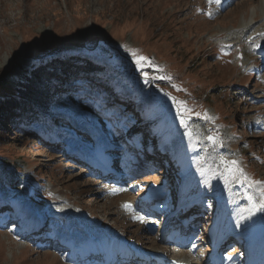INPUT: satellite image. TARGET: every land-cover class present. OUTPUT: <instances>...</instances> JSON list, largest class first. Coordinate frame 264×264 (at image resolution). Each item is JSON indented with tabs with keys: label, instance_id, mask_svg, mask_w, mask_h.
I'll list each match as a JSON object with an SVG mask.
<instances>
[{
	"label": "rangeland",
	"instance_id": "obj_1",
	"mask_svg": "<svg viewBox=\"0 0 264 264\" xmlns=\"http://www.w3.org/2000/svg\"><path fill=\"white\" fill-rule=\"evenodd\" d=\"M52 47L94 52L107 63L120 58L125 80L116 79L110 90L66 82L63 97L50 105L54 124L7 131L0 169L12 184L0 182V264H76L70 251L44 238L70 230L85 235L91 224L111 226L115 241L121 234L151 252L166 250L176 259L185 253L206 264L205 222L211 220L217 228L207 233L216 244L230 235L228 247L220 248L227 264H264V211H248L264 186L244 181L235 168L230 174L231 163L221 159L264 181V0H0V92L20 85L35 56ZM133 51L147 58L142 67ZM108 91L113 97L106 103ZM173 97L191 110L187 129ZM105 133L120 155L115 159L125 178L118 185L64 154L67 143L91 151L84 142L91 136L92 146ZM149 181L167 193L157 204L161 215L134 200L149 192ZM199 194L200 217L190 232L201 240L178 247L162 230L176 202ZM125 200L135 209L124 210ZM33 208L52 227L40 238L27 230ZM135 214L143 221L132 220Z\"/></svg>",
	"mask_w": 264,
	"mask_h": 264
},
{
	"label": "trees",
	"instance_id": "obj_2",
	"mask_svg": "<svg viewBox=\"0 0 264 264\" xmlns=\"http://www.w3.org/2000/svg\"><path fill=\"white\" fill-rule=\"evenodd\" d=\"M94 52L78 55L55 47L39 56H35L26 77L20 78V85L4 87L0 92V148L7 145V131L25 132L27 126L45 122L54 124L50 113V105L54 100L63 97L66 82L88 83L98 90H110L116 79H125L119 75L122 70L120 58L109 61L97 58ZM120 60V62L118 61ZM63 78L61 81L60 79ZM58 80V81H55ZM191 96V95H189ZM113 94L107 92L105 102H111ZM157 110V109H156ZM173 119H170L172 122ZM169 122V120H168ZM176 125V123H173ZM0 155V160H1ZM20 169L15 178L20 184ZM0 182L11 185L0 169ZM41 187V186H38ZM37 190V189H36Z\"/></svg>",
	"mask_w": 264,
	"mask_h": 264
},
{
	"label": "bare ground",
	"instance_id": "obj_3",
	"mask_svg": "<svg viewBox=\"0 0 264 264\" xmlns=\"http://www.w3.org/2000/svg\"><path fill=\"white\" fill-rule=\"evenodd\" d=\"M256 36V35H255ZM126 204H128V205H130V203L127 201V200H125V201H123V203H122V208H124V210H127V211H131V210H133V208H132V206L130 205V208H125V205ZM110 213V212H109ZM110 216V215H109ZM137 215L135 214V215H133L132 216V220H136L134 217H136ZM130 219V218H129ZM128 219V220H129ZM91 227H88V230H87V233L85 234V233H82V234H85V235H81V233L80 232H78L77 230H70V231H67V232H58L57 233V235L59 236L58 238H59V241H60V243H68L69 244V238H75V242L76 241H79V243L80 244H82L83 242H84V240H87L88 242H90L88 245H86V247H87V251H90L91 249H93V248H96L97 249V251L100 249V248H103V254H102V257H104V258H106V253H105V249H106V247L105 246H108V244H109V238H110V236H111V234L113 233L112 231L111 232H109L112 228H111V226H109L108 224H107V229H101V230H96L95 229V224H91L90 225ZM99 229V228H98ZM210 229V228H209ZM86 231V230H85ZM95 232V233H94ZM114 234V233H113ZM112 234V235H113ZM123 235H119L118 236V240H116L115 241V238H112L113 239V242H112V244H111V246H115L114 245V243L115 244H117L116 246H118V247H125L126 245L123 243V238L124 237H122ZM92 237H93V239H92ZM77 243H74V245H76ZM186 244V243H185ZM136 248H137V251H140V250H138V249H142L141 247H139L138 245H136V244H133ZM214 247L216 248V246L214 245ZM214 248V249H215ZM213 249V250H214ZM94 250V249H93ZM212 250V251H213ZM216 250V249H215ZM211 251V252H212ZM136 252V251H135ZM134 251L133 252H131V254H132V256H130V259H133V260H137L138 258H132V257H134L133 256V254L135 253ZM146 252H151L149 249L148 250H146V249H143V252H139V254H141V255H145L146 254ZM92 254H94V252H92ZM208 254H209V256L211 257L212 255H213V253H210V252H207V256H208ZM183 256V257H182ZM90 257H92V255L90 254L89 255V257L88 258H90ZM137 257V256H136ZM181 259L179 258V259H177L173 264H180L181 262H187L188 264H191L192 263V261H189V259L186 257V254L185 253H183L182 255H181ZM87 257H86V259H88ZM255 261V260H254ZM254 264H256V263H254Z\"/></svg>",
	"mask_w": 264,
	"mask_h": 264
},
{
	"label": "snow or ice",
	"instance_id": "obj_4",
	"mask_svg": "<svg viewBox=\"0 0 264 264\" xmlns=\"http://www.w3.org/2000/svg\"><path fill=\"white\" fill-rule=\"evenodd\" d=\"M210 2H212V0H210ZM216 3H219L220 0H215ZM132 55L133 57L136 58V63L138 66L142 67L143 63L144 62H147V58L146 57H137V54L133 51L132 52ZM145 76L147 77V74L145 73ZM167 77H160V79H165ZM167 79H170V78H167ZM147 82V80H146ZM166 95H170V94H166ZM174 103L176 104V108H177V117L179 118L180 120V124L185 127V129H187L189 127V124H188V121L191 119V110L187 108L186 106V102L184 101H175V98L173 97L172 98ZM198 118L201 116L200 113H196L195 114ZM203 118L205 120H210L212 119L211 117H209L207 115V113H204L203 114ZM189 136L192 135V132H189L188 133ZM207 139L212 142L213 144H217L219 143V140L217 137H214V136H211L209 135L207 137ZM222 159V162L225 164V165H228L229 163H231L232 165V168H227L226 170L231 174L232 173V169L235 168V171L236 172H239L240 173V176L243 177V180L244 181H247L249 182L250 184H254V185H262L264 186V181H259V180H251L250 177H248L241 168L237 167V163L236 161H231V162H228V161H224L223 158ZM116 191V190H114ZM261 197L262 199L260 200V202L258 204H253L252 208L251 209H248V211L251 213L252 211H264V187L261 188ZM125 208H130V205L126 204L125 205ZM135 219H140L141 221H143V218L142 217H139V216H136L134 217Z\"/></svg>",
	"mask_w": 264,
	"mask_h": 264
}]
</instances>
